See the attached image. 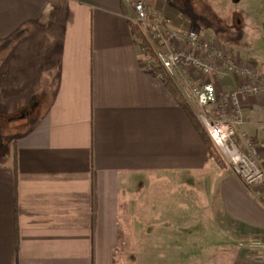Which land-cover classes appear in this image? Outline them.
I'll list each match as a JSON object with an SVG mask.
<instances>
[{
  "label": "crops",
  "instance_id": "1",
  "mask_svg": "<svg viewBox=\"0 0 264 264\" xmlns=\"http://www.w3.org/2000/svg\"><path fill=\"white\" fill-rule=\"evenodd\" d=\"M134 13L126 0H0V264H117L129 211L143 238L157 235L148 216L168 195V216L178 202L192 211L186 233L202 217L223 241L227 218L233 235L264 240V194L209 159L149 68ZM242 100L264 155V96ZM230 264L264 263L237 253Z\"/></svg>",
  "mask_w": 264,
  "mask_h": 264
},
{
  "label": "rangeland",
  "instance_id": "2",
  "mask_svg": "<svg viewBox=\"0 0 264 264\" xmlns=\"http://www.w3.org/2000/svg\"><path fill=\"white\" fill-rule=\"evenodd\" d=\"M143 2L153 13L163 15L168 9L169 15L174 17V19L170 18L174 28L197 31L206 40L220 44L227 54L231 55L230 57L241 60L240 62L244 60L264 76V0H143ZM135 24L143 31V25ZM209 81L214 83L216 78L206 80ZM220 93L224 92L220 91ZM12 122H15L18 128L10 134L17 136L23 131L20 126V123H23L21 114H18ZM15 125H12L11 129H14ZM262 126L264 127V121ZM223 160L226 163L224 158ZM227 167L233 171L228 164ZM168 196L158 202L159 207L155 211V217L148 216L153 227L159 226L161 230L157 235L148 231L143 238V234L135 230L142 228V223L133 215L135 210L129 211L132 212L128 219L129 228L123 233L117 253V264H230L237 253L249 258L254 256V252L258 254L257 250L252 252V247L247 242L252 240L250 233L242 234L239 238L240 234L234 232V236L231 231L233 225L227 218L221 220L222 228L225 229L223 241L220 239L221 236L213 232L216 226L212 225L211 220L206 227L202 217L192 220L194 232L191 234L184 232L181 228L186 227L190 230L187 217H192V211L187 214L188 208H185L182 202H178L175 211L172 212L175 218L168 216L169 206L166 204L169 201L174 202L173 198L169 199ZM174 221L177 222L178 227L176 235L169 233ZM170 236H176L174 243L172 240L169 241ZM141 241L146 242L145 246Z\"/></svg>",
  "mask_w": 264,
  "mask_h": 264
},
{
  "label": "built area",
  "instance_id": "3",
  "mask_svg": "<svg viewBox=\"0 0 264 264\" xmlns=\"http://www.w3.org/2000/svg\"><path fill=\"white\" fill-rule=\"evenodd\" d=\"M126 2L133 5L134 21L143 25L156 60L177 83L226 163L245 184L264 194V155L258 142L244 131L242 107L244 95L264 96L263 75L197 31L174 28L170 18L153 13L143 0ZM148 58L152 69L155 60ZM159 76L164 80L162 74ZM228 76L237 80V86L228 92L220 93L215 83L206 82ZM247 242L252 252L257 250L255 258L264 263V240L252 237Z\"/></svg>",
  "mask_w": 264,
  "mask_h": 264
},
{
  "label": "trees",
  "instance_id": "4",
  "mask_svg": "<svg viewBox=\"0 0 264 264\" xmlns=\"http://www.w3.org/2000/svg\"><path fill=\"white\" fill-rule=\"evenodd\" d=\"M163 15L166 18H172L169 15V10L166 9ZM131 28L133 30L134 35L136 36L137 40L140 43L142 49L147 53V55L152 59L155 60L152 70L157 74H162L164 76V82L170 93L176 99L178 105L182 108L186 116L192 122L194 129L196 130L197 134L201 138L202 142L207 148L209 159H213L215 163L222 169L227 167V164L224 162L221 154L217 150L212 138L208 134L207 130L203 126L202 122L199 120L198 116L196 115L195 111L193 110L192 106L188 103L184 95L182 94L181 90L179 89L177 83L174 79L164 70L161 64L156 60L155 52L149 42L146 39L144 32L137 26L135 23H130ZM255 235V234H253Z\"/></svg>",
  "mask_w": 264,
  "mask_h": 264
}]
</instances>
